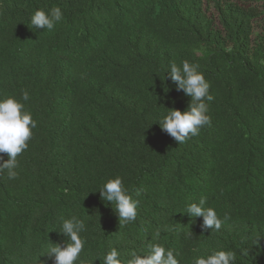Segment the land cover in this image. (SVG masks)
Listing matches in <instances>:
<instances>
[{
	"label": "trees",
	"instance_id": "obj_1",
	"mask_svg": "<svg viewBox=\"0 0 264 264\" xmlns=\"http://www.w3.org/2000/svg\"><path fill=\"white\" fill-rule=\"evenodd\" d=\"M52 7L63 20L31 28ZM184 60L210 85L211 122L178 144L154 122L187 108L165 74ZM22 90L37 127L18 177L0 172V264H53L40 255L71 215L85 258L158 242L181 264L211 249L264 264V0H0V95ZM117 175L139 201L125 225L90 192ZM201 197L230 215L217 233L184 212Z\"/></svg>",
	"mask_w": 264,
	"mask_h": 264
},
{
	"label": "clouds",
	"instance_id": "obj_2",
	"mask_svg": "<svg viewBox=\"0 0 264 264\" xmlns=\"http://www.w3.org/2000/svg\"><path fill=\"white\" fill-rule=\"evenodd\" d=\"M63 18L64 14L60 7H52L48 11L37 9L30 15L29 23L33 29L52 31ZM165 74L175 85L176 90H182L190 100L184 111L170 108L166 112L158 113V119L154 123L159 124L161 130L178 144H183L190 136L199 135L201 129L211 122L207 115V101L212 100L209 94L210 85L204 74L199 71V65L187 60L179 65L175 62L170 63ZM29 99L27 90H22L19 100L14 96L0 95V154L7 156L4 160L3 155H0V172L7 170L9 179L18 177L17 157L28 148L33 129L37 127L32 113L25 107L24 102ZM96 191H99L103 201L110 202L121 225L136 220L139 201L133 199L119 175L107 179L99 189L90 192ZM206 203L207 198L201 197L198 203H187L184 212L192 218L201 217L202 230L210 229L211 232L217 233L230 219V215L224 213L221 218L215 208L206 206ZM87 230L86 220L78 215L62 217L58 232L66 239L62 245L52 243L40 256L52 260L53 264H93L96 260H99L100 264H181V259L174 249L158 242L147 245L146 252L132 248L122 253L113 247L94 258H85L82 253H85L87 239L81 234ZM236 261V253L232 250L211 249L207 253L193 256L191 264H236Z\"/></svg>",
	"mask_w": 264,
	"mask_h": 264
}]
</instances>
